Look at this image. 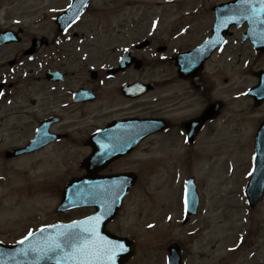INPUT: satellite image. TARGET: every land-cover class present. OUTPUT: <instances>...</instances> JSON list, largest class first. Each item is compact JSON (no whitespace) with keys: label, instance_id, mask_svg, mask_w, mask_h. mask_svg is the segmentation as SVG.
Segmentation results:
<instances>
[{"label":"rangeland","instance_id":"374dc122","mask_svg":"<svg viewBox=\"0 0 264 264\" xmlns=\"http://www.w3.org/2000/svg\"><path fill=\"white\" fill-rule=\"evenodd\" d=\"M14 1V3H6L1 9L0 27L20 26L23 23L22 26H27V34H31V37L55 35V26L50 23L52 14H49L47 8L51 2H55L57 7H61L59 5L65 4L66 0H61V2L60 0ZM227 1L231 0H96L92 7L94 14L87 13L82 23L79 24V29H75V32L78 35H88L89 31L95 34L96 28H100V30L109 28L108 30L114 29L116 32L115 28H120L123 25L127 27L124 29V34L129 31V28L132 32L135 30L136 40L154 29H156L154 33L158 35L161 33L170 38L182 25H186L184 29L180 30V33L185 32L188 35H183L180 40L171 41V46L190 47L201 40L210 29L212 6ZM3 17L5 21L2 20ZM15 19L18 20L16 25L12 22ZM35 20L37 23H34ZM120 32L122 33V31ZM140 35L142 36L140 37ZM164 35L156 38L160 40ZM69 36L71 35L69 34ZM31 37L25 39V45ZM123 37V34L117 38L114 36L111 42H107L106 62L116 58L118 52H114V49L117 48V43L122 42ZM236 38L237 36L234 40ZM160 42L166 43V40L163 39ZM230 46H234V41ZM20 49L21 46L17 45L4 48L2 60L7 61L14 58ZM236 54L239 55L234 67L244 68L243 61L252 62L256 58L250 56L246 48L244 52L235 51L234 57ZM146 58L149 60V56ZM257 60L259 61L253 64L249 62L250 65L244 69L250 72L258 67L264 68V56L257 55L255 61ZM240 62L243 63L238 65ZM234 67H231V72L235 69ZM7 69V67L1 69L0 73ZM217 69L220 72L219 66ZM10 72L13 70L11 69ZM154 72L155 78L167 75V73H161L158 70ZM243 76L241 81L236 80L233 85L223 86L226 97L228 91L233 92L238 88L234 92L237 93L250 83L251 76L249 74ZM238 100L234 106L227 107L223 118L224 122L218 124L216 132L202 135L195 148L183 146L180 140L175 145L167 142L168 145L178 147L173 151H165L160 147L167 144L161 145L162 141L156 137L143 144L140 151L138 150L117 167V169L125 167L127 171L136 175L137 180L130 188L129 195L125 197L123 201L125 204L123 203L117 218L107 227L114 235H131L135 240L134 257L127 264H162L167 256L166 248L171 244L181 246L182 253L187 260L186 264L264 263V238L255 244V246L260 245V248L256 249V255L252 259L246 255L254 251L253 247L248 246L246 242L239 249L243 253L241 255L239 253L240 257L228 251L235 244V238L242 232V228L248 225V222L242 223V207L245 206V203L244 200L239 202L238 197H235L233 189L237 186L225 182L227 180L225 171H228V167L222 160H231L235 163L243 156L246 157L244 161L247 160L248 150L252 151L254 148L253 127L258 122L256 120L260 116H264V107L260 113L251 114L254 111L245 109L247 101ZM140 103L149 102L141 100ZM114 106L120 110L131 105L117 101ZM237 108H244L243 113L237 114L234 111ZM88 120L90 119L88 118ZM27 124L25 116L15 118L13 111H10L8 106H0L1 149L22 144L29 134L26 128ZM14 127L18 130L13 132ZM3 133L7 134L3 135ZM250 136L252 139L249 138ZM247 142L249 143L248 149H246ZM192 151L198 152L201 157L198 159L195 153H189ZM205 155H213L217 158L211 159L210 156L207 158ZM65 156L66 158L62 162L42 168L39 164L40 160L36 162L33 159H26L10 163L0 160L1 242L15 243L40 223H49L65 218L71 219L86 213L83 211L72 212L60 216L55 212L58 201L55 192L58 191L63 181L60 178L52 186L51 183L54 179H52L51 173L54 177L60 175L66 178L65 181H68L76 173L73 168L78 157L75 153ZM43 157H47V155L41 156L44 160ZM191 164L195 165L190 166ZM249 165L248 162L244 164L240 186L245 182V173ZM218 172L223 173L219 174ZM240 172L239 166L238 174ZM188 176L198 181L197 186L202 191L201 194L199 193L201 202L198 210L200 213L197 217L190 219L188 224L183 225L181 218L185 193L183 187ZM50 186L55 192L49 189ZM237 193L242 195L241 192ZM238 207L242 211V216L239 218H237ZM258 207L256 212L258 217L264 218V201ZM217 209L219 210L217 211ZM232 211V215L229 216ZM211 212L216 213L211 214ZM226 220H230L229 223ZM262 227L264 226L262 225ZM219 243L222 246H219ZM245 246L246 249L243 250Z\"/></svg>","mask_w":264,"mask_h":264},{"label":"flooded vegetation","instance_id":"af4514ba","mask_svg":"<svg viewBox=\"0 0 264 264\" xmlns=\"http://www.w3.org/2000/svg\"><path fill=\"white\" fill-rule=\"evenodd\" d=\"M94 1L89 3L90 9ZM4 2L5 0H0V7H3ZM56 5L55 2H51L50 9ZM59 9L60 7L52 9L58 12L52 18L60 13ZM214 17L212 13L210 17L212 21ZM210 26L212 27V23ZM126 28L121 25L120 28H115L116 32L114 29H102L103 33L99 37H97V33H99V28H97L94 31L95 34L89 31L90 33L85 35L83 40L77 38L71 45L66 39L61 38L63 33H59L56 28V36L49 40L48 46H42L32 56L25 55L30 47L25 45L27 37L24 31L22 32L21 49L14 55V64L10 67L18 69V72L12 75V78L16 77L18 80L9 82L5 78L7 75L0 74V80L2 79L0 82L5 84L2 89L3 95L0 96V106H8L10 111H13L15 118L24 116L27 118L28 141L34 138L36 130L45 122H49L46 125L48 138L51 141L48 146L68 147L79 143L83 144L82 137H89L112 122L124 120L139 123L142 120H154L158 127L157 133L143 139H141L142 133L139 131L129 133L127 127L124 126L126 135L131 138L140 137L141 141L134 146V152H137L142 149L141 146L145 142L153 140L155 137H160L161 141L175 145L179 138L178 129L182 132V123L185 120L199 117L210 105L221 107L219 109L220 117L207 122L202 133L206 132L217 120L223 118L224 110L228 104L223 100L219 82L217 66L221 59L218 58V54L229 49V43L234 35L233 28L224 35L222 49L216 50L212 54L205 62L203 71L193 80L179 79L173 64H168L169 61H172L171 58L166 61L165 56L190 51L193 46L200 45L207 38L206 36L191 47L182 48L184 45L182 47L171 46V41L180 40L182 35L173 36L172 34L168 38L166 35L160 34L164 35L160 40L165 39L166 43H161L156 38L157 36L152 34L137 41L135 30L132 32L129 28V31L121 39L122 42L117 43L119 46L118 58L111 61L110 64L107 63L105 61L107 42H111L114 36L119 37ZM88 39L94 40L86 43L85 41ZM84 42V49L80 48V43L84 44ZM140 42H148L149 45L137 50ZM161 47L164 51L159 53L158 49ZM2 50L3 48L0 49V60L2 59ZM126 54L128 56L123 64L122 59ZM162 55L161 60L155 61ZM81 56L84 57L80 58ZM147 56H149V60H147ZM6 65L8 67L9 62ZM1 69L3 66L0 65V71ZM155 70L167 73V75L155 78ZM140 83L151 84L149 92L142 95L136 93ZM125 89L128 91L125 92ZM143 98L150 102L136 105ZM249 100L251 104L249 108L252 111L264 107L263 102L256 109L255 101ZM117 101L131 105L122 108L121 119L93 120L94 124L89 128L81 129L80 120L76 119L77 112L78 114L90 112L92 113L91 117H99L104 114L103 111H106L107 108H117L114 106ZM233 102L231 100L232 104ZM16 130L18 129L14 127L13 132ZM123 130V128H118L114 132L120 134Z\"/></svg>","mask_w":264,"mask_h":264},{"label":"snow or ice","instance_id":"6c2138e0","mask_svg":"<svg viewBox=\"0 0 264 264\" xmlns=\"http://www.w3.org/2000/svg\"><path fill=\"white\" fill-rule=\"evenodd\" d=\"M248 3L249 0H243ZM71 8L72 5H69ZM74 17H68L67 22L74 21ZM264 23V21H262ZM0 95H3L0 92ZM187 194L185 196V208L187 209ZM100 217H95L87 223V226L79 231L61 232L58 235L63 237L62 242L56 238H52V243L47 249L42 250L43 256L49 253L56 258L58 264L60 260L71 258L78 261V264H115L116 257L119 252L124 251L123 245L119 242L105 240L99 237L97 225ZM72 227H78L74 224ZM151 227V226H150ZM43 231V229L41 230ZM32 233H29L31 236ZM28 237H25L27 239ZM20 243H23L21 241ZM71 249V252L66 251ZM63 253V255H61ZM52 258V257H49Z\"/></svg>","mask_w":264,"mask_h":264},{"label":"water","instance_id":"95a60500","mask_svg":"<svg viewBox=\"0 0 264 264\" xmlns=\"http://www.w3.org/2000/svg\"><path fill=\"white\" fill-rule=\"evenodd\" d=\"M247 5H248V3L243 2V0H237L236 2H233L232 5H227V6L223 7V9H220V11H222V12L219 13L220 16L218 17V23L221 24L223 22V20L227 19V18H225L224 15L231 16L232 17L231 21H233V22L234 21H239L241 19L250 20L251 18L255 17V16H252V15H250L248 13L244 14L247 11ZM12 40L13 39L11 37H9V38L8 37H3L2 38V42H4V43H9ZM255 195L256 194L253 193V194H250L249 197H251V199L255 198L254 200H257L258 197H259V194H257L256 196ZM91 204L96 205L97 210H98V207H99V211L100 212H103V209L106 206V203H103L100 206H99L98 202H96V203L94 202V203H91ZM194 208H196V199H194V202L192 204V210L193 211H195ZM97 214H99V213H97ZM110 219H107V220H110ZM104 232H105V230H104ZM125 258L126 257H123V259H125Z\"/></svg>","mask_w":264,"mask_h":264}]
</instances>
